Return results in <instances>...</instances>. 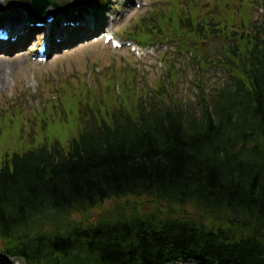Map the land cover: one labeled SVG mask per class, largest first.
<instances>
[{
  "label": "trees",
  "instance_id": "obj_1",
  "mask_svg": "<svg viewBox=\"0 0 264 264\" xmlns=\"http://www.w3.org/2000/svg\"><path fill=\"white\" fill-rule=\"evenodd\" d=\"M181 1L186 11L157 10L124 35L191 45L200 63L225 66L224 85L201 89L197 112L163 82L139 91L135 75L120 84L124 101L80 95L79 135L67 149L55 143L0 163L4 255L25 264H264V20L253 19L254 2L224 19L219 4L202 12ZM212 40L227 43L220 62L205 58Z\"/></svg>",
  "mask_w": 264,
  "mask_h": 264
},
{
  "label": "rangeland",
  "instance_id": "obj_2",
  "mask_svg": "<svg viewBox=\"0 0 264 264\" xmlns=\"http://www.w3.org/2000/svg\"><path fill=\"white\" fill-rule=\"evenodd\" d=\"M51 1L67 4L65 9L69 14H59L60 9L55 11L50 8L47 11L58 21L50 27L53 33L50 39L51 53L45 64H37L33 60L36 46L44 36L42 31L33 32L23 26L20 30H23L24 39L2 48L9 52V56L0 59V74L3 72L4 76L3 84H0V163L7 155L11 158L14 154H23L43 144L51 146L57 142L61 148L67 149L69 143L79 135L76 111L79 96L83 95V101L89 99V103L111 100L116 97L118 85L128 82L130 75L136 76L135 86L139 91L163 82L174 102L192 103L195 106L201 93L198 86L209 89L224 84V73L210 68L200 73L189 55L177 53L173 41L165 42L167 45L154 42L153 48L144 49V55L137 57L128 49H112L98 37L101 31H111L120 41L137 44L124 35L128 28L141 23L148 14L157 10L167 15L174 10L186 11L185 1ZM232 3L231 0H187V4L202 12L212 11L219 4L220 14L224 18L232 13L237 15L238 5H244L243 1L235 0L237 7H229ZM9 6L0 0V19L6 18L15 26L23 23L20 21L22 17L32 15L25 6L14 5V2ZM71 6L73 10L70 11ZM254 6L253 19L264 20L263 8L255 3ZM189 14L193 16L191 9ZM63 15L77 20L80 28L61 29ZM238 18H246L245 13L241 11ZM57 38L62 42L59 46ZM219 52L220 42L216 40L208 47L207 53L215 57ZM14 56L16 60L13 61ZM169 64L174 66L172 76L168 71ZM82 87H85L83 91ZM120 99L124 101L122 97ZM109 206L107 203L106 207ZM0 264L25 263L19 257L0 252Z\"/></svg>",
  "mask_w": 264,
  "mask_h": 264
},
{
  "label": "water",
  "instance_id": "obj_3",
  "mask_svg": "<svg viewBox=\"0 0 264 264\" xmlns=\"http://www.w3.org/2000/svg\"><path fill=\"white\" fill-rule=\"evenodd\" d=\"M44 1V2H43ZM36 4V5H35ZM37 6V7H36ZM48 6V4L46 3V0H34L32 3H31V8L35 9L36 8H42V9H46V7ZM53 6H56V5H53ZM44 13V10H42V14L41 16L43 15ZM41 16L39 18H41Z\"/></svg>",
  "mask_w": 264,
  "mask_h": 264
},
{
  "label": "bare ground",
  "instance_id": "obj_4",
  "mask_svg": "<svg viewBox=\"0 0 264 264\" xmlns=\"http://www.w3.org/2000/svg\"><path fill=\"white\" fill-rule=\"evenodd\" d=\"M8 56H9V52H6V53H5V51L0 52V59H3V58L8 57ZM12 59L14 61V60H16V57L14 56ZM3 77L4 76H3V72H2V74H0V84H3Z\"/></svg>",
  "mask_w": 264,
  "mask_h": 264
}]
</instances>
